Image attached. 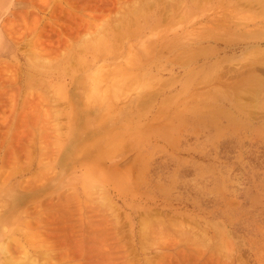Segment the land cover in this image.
I'll use <instances>...</instances> for the list:
<instances>
[{"label":"rangeland","instance_id":"obj_1","mask_svg":"<svg viewBox=\"0 0 264 264\" xmlns=\"http://www.w3.org/2000/svg\"><path fill=\"white\" fill-rule=\"evenodd\" d=\"M3 241L264 264V0H0Z\"/></svg>","mask_w":264,"mask_h":264},{"label":"bare ground","instance_id":"obj_2","mask_svg":"<svg viewBox=\"0 0 264 264\" xmlns=\"http://www.w3.org/2000/svg\"><path fill=\"white\" fill-rule=\"evenodd\" d=\"M169 10H171V9H169ZM254 65V64H253ZM257 88V87H256ZM260 88V87H259ZM4 248H5V242L3 241V242H1L0 243V250H2V251H4Z\"/></svg>","mask_w":264,"mask_h":264}]
</instances>
